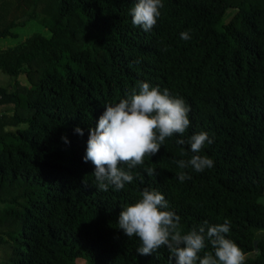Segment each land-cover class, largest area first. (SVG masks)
<instances>
[{
    "label": "trees",
    "instance_id": "obj_1",
    "mask_svg": "<svg viewBox=\"0 0 264 264\" xmlns=\"http://www.w3.org/2000/svg\"><path fill=\"white\" fill-rule=\"evenodd\" d=\"M137 2L0 0V264H170L166 247L141 255L119 229L145 188L164 195L182 234L228 220L244 264H264V0H162L148 32L132 24ZM141 82L182 98L190 126L122 190L100 191L83 159L89 130ZM199 132L213 139L198 154L214 166L181 170Z\"/></svg>",
    "mask_w": 264,
    "mask_h": 264
},
{
    "label": "clouds",
    "instance_id": "obj_2",
    "mask_svg": "<svg viewBox=\"0 0 264 264\" xmlns=\"http://www.w3.org/2000/svg\"><path fill=\"white\" fill-rule=\"evenodd\" d=\"M163 6L162 0H138L130 10L133 26L150 31L161 16ZM180 35L186 41L191 38L187 31ZM138 87V93L133 89L127 98L114 105H105L96 127L89 130L83 159L95 166L92 175L100 191L107 192L110 186L117 191L122 190L134 179L131 169L143 165L146 157L156 155L166 138L174 134L182 136L190 126V108L182 98L171 96L168 89L161 91L158 86L151 87L148 82H141ZM75 132L83 135L79 127ZM62 139L68 142L66 137ZM176 143L184 145L185 140L178 139ZM188 143L194 155L188 160L176 161L181 170L190 167L203 172L214 166L212 159L198 154L205 144L213 143L207 132L193 134ZM121 164H126L129 170L120 167ZM146 173L151 177L157 171L148 167ZM177 177L180 182L191 179L184 171L178 172ZM180 219L169 210L163 194L145 188L137 202L121 211L118 225L128 238H139L141 246L137 252L141 255H151L166 247L170 253V264L173 261L174 264H197V261L199 264H244L245 253L226 238L230 221L215 225H208L205 221L198 229L182 234ZM206 241L214 249V255L205 252L201 258L199 254L206 248Z\"/></svg>",
    "mask_w": 264,
    "mask_h": 264
},
{
    "label": "rangeland",
    "instance_id": "obj_3",
    "mask_svg": "<svg viewBox=\"0 0 264 264\" xmlns=\"http://www.w3.org/2000/svg\"><path fill=\"white\" fill-rule=\"evenodd\" d=\"M235 10L236 9H234V8H232V7H230V8H228L225 12H224V15H223V17H222V20H221V22L222 23H227L228 21H229V19L232 17V15L234 14V12H235ZM38 31V28H36L35 26H33V25H31V26H27L26 28H25V35H24V37L22 38V40L23 39H25V38H27V37H29L31 34H33V33H35V32H37ZM6 42V41H5ZM5 43H3V45H4ZM16 44V43H15ZM12 46H14L12 43H7L4 47H2V48H7V47H12ZM7 223L9 222V224L11 223V220L10 219H8V221H6ZM9 250H11V248H9ZM10 255H11V253H10ZM76 263L77 264H85L82 260H80V259H78L77 261H76Z\"/></svg>",
    "mask_w": 264,
    "mask_h": 264
},
{
    "label": "water",
    "instance_id": "obj_4",
    "mask_svg": "<svg viewBox=\"0 0 264 264\" xmlns=\"http://www.w3.org/2000/svg\"><path fill=\"white\" fill-rule=\"evenodd\" d=\"M254 246H255V248H256V244L254 243Z\"/></svg>",
    "mask_w": 264,
    "mask_h": 264
}]
</instances>
